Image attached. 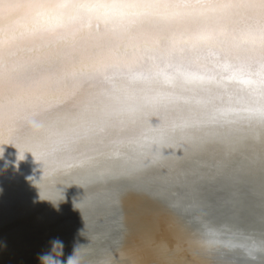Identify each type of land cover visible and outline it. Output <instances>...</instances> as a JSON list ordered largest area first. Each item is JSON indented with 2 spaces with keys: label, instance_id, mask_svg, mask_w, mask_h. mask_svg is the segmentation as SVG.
I'll list each match as a JSON object with an SVG mask.
<instances>
[{
  "label": "snow or ice",
  "instance_id": "obj_1",
  "mask_svg": "<svg viewBox=\"0 0 264 264\" xmlns=\"http://www.w3.org/2000/svg\"><path fill=\"white\" fill-rule=\"evenodd\" d=\"M4 144L80 169L222 144L264 225V0H0Z\"/></svg>",
  "mask_w": 264,
  "mask_h": 264
},
{
  "label": "bare ground",
  "instance_id": "obj_2",
  "mask_svg": "<svg viewBox=\"0 0 264 264\" xmlns=\"http://www.w3.org/2000/svg\"><path fill=\"white\" fill-rule=\"evenodd\" d=\"M28 131L39 135L44 129L29 125ZM0 147L3 148L0 149V245L24 227L42 222L48 213L52 216L62 213L76 201L109 192L114 187L152 179L179 187L184 185L186 175H201L202 172L215 181L230 172L237 173L240 160L222 144L189 147L187 151L164 144L154 163L134 166L105 160L97 167L80 169L67 168L53 160L42 162L31 152H25L23 157L24 146L18 149L15 145L4 144ZM78 159L80 156L75 152L64 156L67 163H75ZM187 168L190 170L183 174ZM147 205L143 197L115 201V206L125 213L118 246L96 260L95 254L90 253L78 264H223L212 258L221 245L209 244L213 236L205 239L200 231L204 225L195 228L173 212L151 211ZM226 231L212 230L221 239ZM245 235L252 236L248 232Z\"/></svg>",
  "mask_w": 264,
  "mask_h": 264
},
{
  "label": "water",
  "instance_id": "obj_3",
  "mask_svg": "<svg viewBox=\"0 0 264 264\" xmlns=\"http://www.w3.org/2000/svg\"><path fill=\"white\" fill-rule=\"evenodd\" d=\"M189 170L184 169L183 174ZM183 181L184 185L179 187L153 179L126 183L109 192L76 201L62 213L53 216L48 213L42 222L24 227L4 240L0 245V264H39L37 257L49 251L50 242L55 239L64 244V259L79 245L78 263L90 253L95 254L96 260L116 248L122 239L125 213L115 206V201L142 197L147 200L151 211L173 212L195 228L213 224L220 232L227 230L223 239L247 232L254 237V245L248 248L217 247L213 260L223 264H264V243L261 242L264 225L259 218L258 180L255 199L249 192L246 179L238 172H230L215 181L202 172L201 175H186ZM253 203L255 214L251 212ZM204 226L200 231L205 239H209L215 228ZM220 249L225 251L220 252Z\"/></svg>",
  "mask_w": 264,
  "mask_h": 264
},
{
  "label": "clouds",
  "instance_id": "obj_4",
  "mask_svg": "<svg viewBox=\"0 0 264 264\" xmlns=\"http://www.w3.org/2000/svg\"><path fill=\"white\" fill-rule=\"evenodd\" d=\"M50 243V250L40 254L37 257L39 264H78L77 253L79 250V245L75 246L73 253L64 259L63 242L59 239H55Z\"/></svg>",
  "mask_w": 264,
  "mask_h": 264
}]
</instances>
